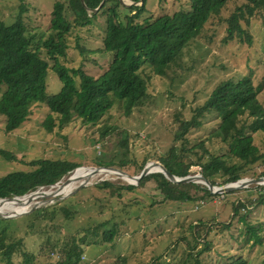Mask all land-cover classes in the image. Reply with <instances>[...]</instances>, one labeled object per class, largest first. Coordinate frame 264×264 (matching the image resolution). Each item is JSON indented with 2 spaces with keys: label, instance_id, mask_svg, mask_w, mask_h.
Returning a JSON list of instances; mask_svg holds the SVG:
<instances>
[{
  "label": "rangeland",
  "instance_id": "rangeland-1",
  "mask_svg": "<svg viewBox=\"0 0 264 264\" xmlns=\"http://www.w3.org/2000/svg\"><path fill=\"white\" fill-rule=\"evenodd\" d=\"M55 1L26 0L22 17L29 33L36 34L37 38L50 35L51 10ZM61 1L67 4V0ZM245 3L246 0H230L219 14L209 19L202 33L184 48L178 62L164 75H155L150 66L144 65L141 75L147 77V98L130 114H125L123 105L113 100L112 107L96 125L83 124L75 117L67 123H59L55 118L50 131L43 124L49 112L45 104H33L26 120L12 130L5 128V119L0 115V178L28 172L30 162L43 159L78 162L80 168L70 172L72 177L81 167L98 166L115 167L136 176L143 168L137 170V167L143 162L144 165L153 161L161 163L158 157L168 153L172 145L183 151L180 160L195 163L199 157L207 156L199 146L200 142L210 155L228 154V143L212 136L218 122L215 115L208 116L199 127L190 129L183 139L175 141L174 137L179 123L191 119L194 110L202 106L216 85L224 80L249 77L253 86L259 88L257 98L264 105V10L256 11L252 16L244 12V17L239 19L249 40L244 35L225 41L227 19ZM18 5V0H0L1 19L6 23L13 22ZM145 8L146 13L139 20L187 10L189 2L146 0ZM66 10L70 19L71 13ZM104 19L98 15L92 24L72 29L66 55L59 58L62 64L81 68L94 78L106 70L112 54L98 50ZM40 56L48 59L44 49ZM51 65L49 60V67ZM46 82L48 94L61 87L51 70ZM3 89L1 86L0 95ZM241 119L245 123L250 121L245 115ZM251 135L253 143L264 153V135L260 132ZM98 156L103 163L113 165H98L94 159ZM225 157L227 163L238 161L230 154ZM189 170L188 175L201 174L198 165H192ZM262 170L264 164L254 168L256 173ZM99 175L90 178L85 186L96 180L118 177ZM79 182H73L67 192H63L68 194L65 198L32 209L34 200L22 215L0 216V234H5L6 243L20 241L11 255L12 261L16 264H61L65 259L63 248L73 247L80 254V260L73 264H115L117 260V264H193L195 256H199L204 264L237 257L245 259L247 264H264V202H256L263 193L260 187H264V183L250 184L249 188L245 187L247 189L206 199L196 196L192 200L162 201L152 181L133 190H122L120 195H110L91 187L72 196L73 191L80 189L77 188ZM115 185H123V182L115 181ZM51 188L48 185L40 190ZM43 199L41 196L38 201ZM246 199L256 203H247L249 211L240 208L246 215L247 223L244 224L238 220L240 214H234L233 206ZM40 208L44 212L37 213V217L27 222L31 212ZM111 228L115 233L110 240H105L104 232ZM0 264H5L1 254Z\"/></svg>",
  "mask_w": 264,
  "mask_h": 264
},
{
  "label": "trees",
  "instance_id": "trees-1",
  "mask_svg": "<svg viewBox=\"0 0 264 264\" xmlns=\"http://www.w3.org/2000/svg\"><path fill=\"white\" fill-rule=\"evenodd\" d=\"M131 1L140 4L127 6L120 0H83L86 6L84 7L81 0H67L66 5L57 0L52 6L49 27L51 32L47 38H37L36 34L29 33L30 30L28 31L22 17L27 6L26 0H18V13L13 22L6 23L0 17V87L4 88L0 95V115L5 119L7 130H12L24 122L33 104L47 106L49 112L43 124L49 131L55 123V118L59 123H67L75 117L83 124L96 125L112 107L113 100L123 105L125 114H130L134 107L141 105L147 98V77L141 75L142 67L148 65L155 75H164L167 69L178 62L184 48L202 33L209 19L219 14L230 0H188L187 10L163 13L154 18L147 16L142 20L139 18L146 13V0ZM99 5L96 12L87 10ZM66 9L71 13L70 19L66 16ZM260 10H264V0H246L244 5L237 7L227 19L228 34L225 41L235 36L242 38L244 35L249 40L250 37L240 25L239 19L244 17V12L252 16ZM98 15L105 17L101 48L98 50L112 54V59L106 70L94 78L81 68L66 67L59 58L66 55L72 29L92 24ZM42 49L46 51L48 59L40 56ZM49 60L52 61L50 67ZM49 70L57 75L61 83L60 89L53 94L47 92L46 79ZM258 91L259 88L253 86L249 77L237 81L224 80L216 85L204 104L194 110L195 115L191 119L179 123L175 132V141H179L190 129L199 127L208 116L215 115L218 122L211 132L212 136L227 142L228 154L238 161L227 163L225 156L228 154L210 155L202 142L199 146L207 156L199 157L195 163L180 160L183 151H179L180 147L177 145H172L168 153L159 156V161L168 171L179 177L190 174L189 168L198 165L200 173L212 185H224L245 176L259 178L264 175V170L259 173L254 171L256 166L264 164V153L253 143L251 135L255 132L264 135V105L257 98ZM244 115L250 118L248 123L241 121ZM94 159L98 165H113L103 163L99 156ZM29 165L28 172H18L0 178V197L22 194L64 180L80 164L61 159H43L34 160ZM142 167L144 162L137 170ZM115 181L123 182V185H115ZM151 181L154 190L160 193L162 201L192 200L196 196L206 199L234 192L232 190L214 194L204 184L174 183L163 173L153 172L142 177L137 185L129 184L115 176L96 180L92 185H84L73 191L72 196L91 187L104 190L110 195H120L122 190H133ZM260 188L263 193L256 199L259 203L264 202V187ZM256 202L251 199L238 201L233 206L234 214H240L238 220L246 224V215L240 212V208H247L249 211L247 203L253 205ZM41 212H44L41 208L31 212L27 222L30 219L32 221L37 217L36 214ZM114 233V228L104 232L105 240H110ZM6 242L5 234H0V254L5 264H16L11 255L20 241ZM74 249L63 248L65 259L61 264H73L80 260V254ZM26 260L30 261L29 257ZM193 264L204 263L199 256H195ZM215 264L247 263L242 257H237Z\"/></svg>",
  "mask_w": 264,
  "mask_h": 264
},
{
  "label": "water",
  "instance_id": "water-1",
  "mask_svg": "<svg viewBox=\"0 0 264 264\" xmlns=\"http://www.w3.org/2000/svg\"><path fill=\"white\" fill-rule=\"evenodd\" d=\"M120 1L124 5H127V6L137 4V2H133V1H131L128 4L125 3L123 0H120ZM81 2L83 4V6L86 7L85 4L83 3V0H81ZM102 2L100 3V5L102 4ZM100 5L98 7H96V8H94V9H87V10L90 11V12H96L99 9ZM78 168H80V167L74 168L71 172L73 173ZM89 169L91 170L90 174L82 182L80 181L78 183L77 188H81L82 186L87 184V182L89 181V179L92 176L96 175L97 173H99L101 171H103V172H105L107 174H112V175H116L118 177H121V178L125 179L126 181H128L131 184H137L138 181L142 177L146 176L149 173L161 172V173H163L165 175V177L168 180H170L171 182H174V183H187V182H200V183H203V184H205L207 186V188L210 190V192L214 193V194L225 193V192H228V191L245 188V187H248L250 184H262V183H264V177L242 178V179H239V180H236V181L228 182V183H226L224 185L215 186V185H212L207 179H205L202 174H193V175H186V176H183V177H179V176H176V175L172 174L170 171H168L161 163L155 162V161L148 162L147 164H145L144 167L142 168L141 172L138 175H136V176H131V175L127 174L126 172H124L123 170H120V169L115 168V167L98 166V167H89ZM71 175H69L65 180H63V181H61L59 183L56 182V183L51 184L52 188L50 190H48V191H41L40 189L43 188V186H40V187H38L37 189H35L33 191L32 190L27 191V193H38L39 192L41 194L42 198L50 197L58 189L61 190L65 186L70 185V184H72L75 181H79L77 179H73V177ZM27 193L25 192V193H22V194H12L10 196L0 197V200H8L9 198H11L12 196H15V195L24 196ZM67 195L63 194V195H59V196L53 197V200L54 199L65 198ZM48 200H46V201H48ZM35 207H37V205H34L32 207V209L35 208ZM24 213L25 212L16 213V214H13V215H10V216H3V217H17V216L22 215Z\"/></svg>",
  "mask_w": 264,
  "mask_h": 264
},
{
  "label": "bare ground",
  "instance_id": "bare-ground-1",
  "mask_svg": "<svg viewBox=\"0 0 264 264\" xmlns=\"http://www.w3.org/2000/svg\"><path fill=\"white\" fill-rule=\"evenodd\" d=\"M123 1L128 2V0H123ZM81 168L82 169L77 174H75L73 176V179H77V180L82 182L86 177H88L91 170L89 168L87 169L85 167H81ZM99 174L105 175L107 173L101 171V172L97 173L96 175H99ZM96 175H94V176H96ZM94 176H92V177H94ZM70 185L65 186L61 190L58 189L51 196L56 197V196H59V195L66 193L67 190L69 189ZM59 191L62 192V194ZM40 197H41V194L38 192V193H27L24 196H14V197L9 198L8 200H0V216H10V215H13L16 213L25 212L26 210H28V208L31 206V204L34 200H36V202L34 204H32L33 206L34 205L39 206L41 204H45L48 202L50 203L53 200V198H49V200H48V198H45L41 201H38V199ZM46 200H48V201H46Z\"/></svg>",
  "mask_w": 264,
  "mask_h": 264
}]
</instances>
